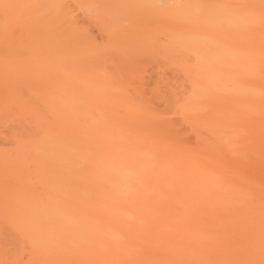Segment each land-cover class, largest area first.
I'll list each match as a JSON object with an SVG mask.
<instances>
[{"label": "bare ground", "instance_id": "6f19581e", "mask_svg": "<svg viewBox=\"0 0 264 264\" xmlns=\"http://www.w3.org/2000/svg\"><path fill=\"white\" fill-rule=\"evenodd\" d=\"M0 264H264V0H0Z\"/></svg>", "mask_w": 264, "mask_h": 264}]
</instances>
